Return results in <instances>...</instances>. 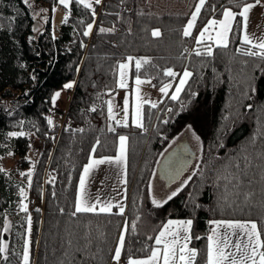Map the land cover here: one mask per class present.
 Returning a JSON list of instances; mask_svg holds the SVG:
<instances>
[{
	"label": "trees",
	"instance_id": "trees-1",
	"mask_svg": "<svg viewBox=\"0 0 264 264\" xmlns=\"http://www.w3.org/2000/svg\"><path fill=\"white\" fill-rule=\"evenodd\" d=\"M31 1L29 7L22 0H0V156L8 153L5 145H12L14 156L25 169L29 166L28 138H8L7 133L23 130L44 140L32 172V186L28 189L31 201L37 199L42 207L32 205L28 211L32 218L30 264H58L62 258L60 240L70 227L77 237L85 231H91L93 239L103 233L105 240L95 264H109L125 220L129 224L137 223V232L126 235V247L136 256L145 255L137 249L146 242V236L154 235L158 225L167 219L193 218L194 234L202 237L208 234V221L213 219L264 221V207L259 205V196L252 208L241 205L219 209L218 192L213 184L214 171L229 157L245 147L253 150L249 145L250 137L257 135V148L264 143L258 135L257 119L264 120V111H261L264 108V74L255 67L259 64L264 68V62L236 52L237 47L245 46L235 35L227 49L212 46V57L196 56L193 51L199 48L204 52L208 43L196 45L195 34L209 19L220 18V5L231 7L227 0H208L190 37H184L182 31L191 9L172 11L177 5H188L190 0H123V3L103 0L101 5L95 6V25L88 37L82 33L92 20L91 12L72 4L68 22L61 25L57 38L52 36L51 10L58 5V0ZM210 5H216L215 14ZM61 9L66 14V10ZM116 13L120 14L119 18ZM81 20L84 25L79 23ZM37 23L41 28L34 31ZM113 26L114 32L101 34L98 31L99 27ZM154 29L161 31V37L151 36ZM128 56L151 61L141 68L140 76L141 79L155 77L151 79L155 88L162 86L161 81H171L172 78L163 76L165 68L181 73L187 67L194 75L178 101L165 98L157 108L144 107L147 131L119 127L110 132L105 98L117 87V63ZM243 61H248L245 73L241 72ZM134 76L132 66L131 78ZM246 76L254 78L257 90L251 100L242 99L240 95ZM70 82H74V87L68 89L66 118L69 125L61 129L54 143L49 142V135H56L57 129L47 124V118L52 112H64L53 106L52 97ZM182 103L186 108L182 109ZM249 103L254 105L253 110L243 107ZM93 107L95 112L91 111ZM169 107L172 113L167 112ZM165 119L168 124L162 123ZM20 120L25 122L23 129L16 126ZM189 124L203 144V151L197 157L202 175L193 176L189 186L163 208H154L148 197V182L153 179L156 165L171 140ZM77 129L83 132L74 131ZM119 135L128 137L124 214L79 215L70 221L68 213L73 209L79 178L92 154L91 149L96 146L92 155L97 159L115 157ZM97 139L99 145H96ZM52 177L55 180L49 183ZM189 193H194L195 203L200 205L195 212ZM19 201L15 182L4 172L0 173V241L5 217H12L8 260L3 264H22L21 248L27 239V223L26 214L18 211ZM60 208L65 209V214L59 212ZM205 244L204 239H194L192 246L203 250ZM1 257L2 254L0 260ZM77 259L79 261V257ZM121 264H125L123 257ZM197 264H203L199 257Z\"/></svg>",
	"mask_w": 264,
	"mask_h": 264
},
{
	"label": "snow or ice",
	"instance_id": "snow-or-ice-1",
	"mask_svg": "<svg viewBox=\"0 0 264 264\" xmlns=\"http://www.w3.org/2000/svg\"><path fill=\"white\" fill-rule=\"evenodd\" d=\"M25 6H31L30 0H22ZM103 0H58V4L63 6L66 10V14L62 23H67L71 15L70 5L76 4L82 6L83 9L91 12L92 20L85 25L83 36L88 37L92 34L95 25L96 10L93 5H101ZM123 3V0H121ZM208 0H199L188 20L186 26L183 28L182 35L184 37L192 36L193 29L196 27L197 19L201 15V10L205 8ZM228 5L231 7L220 5V15L222 19L211 18L207 21L204 27L199 31V35L195 37L196 45H201L205 41H212L217 48L227 49L230 44V35H235L236 32L240 33V44L245 47H237L236 52L244 57L255 58L261 62H264V39L258 42H253L251 36L247 33L249 14L256 6H264L262 0H252V2H246V0H227ZM211 12L215 14L217 12L216 5H210ZM239 9V11H234ZM56 9L53 8V11ZM41 11H44L43 9ZM119 18L120 14L116 13ZM143 15V13H139ZM237 17H240L238 20ZM82 25L85 24L83 20L79 21ZM235 26V30H234ZM218 28L215 36L210 32L211 29ZM36 31V29H33ZM99 33H111L115 31V26L112 28L99 27ZM131 34V28L128 29ZM162 33L159 29L151 31V36L155 38L161 37ZM83 41H81V47H84ZM187 51V49H185ZM196 56L206 55L212 57L214 55L211 44H205V51L201 52L199 48L193 50ZM134 64L135 76V97L136 103L134 112L132 115V123L135 127L147 131L144 125V112L143 107L145 104L150 105L151 108H157L158 104H163L164 100L161 99L158 102H154L150 99H145L141 95V85L145 83H151V79H141L140 71L144 65H150L151 61L148 58H134L128 56L124 58L123 62H118L116 70L118 79L116 85L120 89L128 88V74ZM241 72L245 73L248 65V61L242 62ZM153 67H155L153 65ZM256 68L264 74V68H261L259 64L255 65ZM194 73L185 67L182 73L174 71L172 68L163 69V76L172 78L169 82H163L159 88V92L163 94V97H167L172 101H178L181 92L185 90L186 85L192 79ZM179 76V81L175 86L174 91L169 96V91L172 89V83ZM35 79V76L32 77ZM245 86L240 90L242 99L251 100L256 94V87L254 85V78L246 76L244 81ZM74 82L66 83L63 85L64 89H72ZM155 87V85H153ZM27 95V93H25ZM61 93L58 91L52 97V102L60 97ZM111 95V92L108 93ZM195 95V93H192ZM108 106V118L115 120V114L113 112L112 100L106 101ZM182 109L186 108V105L182 103ZM246 110H253L254 105L249 103L243 105ZM91 111L95 112L93 107ZM264 111V108L261 109ZM167 112L172 113V108H167ZM123 120L116 121L117 125L122 127H128V115H129V101L127 95L123 101ZM259 128L258 135L262 141H264V120H260L258 117ZM24 120H20L17 123V127L23 129ZM162 123L168 124V120H163ZM47 124L53 126V120L47 118ZM69 129H66V131ZM108 130L115 132V129L109 125ZM39 131V129H37ZM74 131L83 132V129H77ZM185 131L190 134L191 139L195 142L198 151H203V144L201 138L196 134L191 124L187 125ZM34 133L19 131H9L7 133L8 138H19ZM53 139H55L53 137ZM167 139V137H164ZM179 139V135L173 138L169 144V147L176 144ZM119 151L115 157H102L95 158L92 154L96 152V146H93L89 156V163L84 165L82 173L79 178L78 194L75 199L73 209L68 213L70 221L71 218H77L79 215L101 213L123 215L125 212L122 204H113L111 201H101L97 196L95 201H90L87 195V180L94 168L99 165L108 163L122 166V171L125 173V179L122 183L127 184L126 179V150L128 137L126 135H119ZM100 141L97 139L96 145H99ZM257 135L254 134L249 138V145L252 147V151L248 150V147L240 149L238 153L233 154L218 170H215L213 184L218 192V204L219 209L224 208H239L243 205L246 208H252L256 204L257 196H259V205L264 207V143L259 148L256 147ZM222 146V145H220ZM31 147V145H29ZM180 150L187 152V145H181ZM8 156L14 155L12 152L6 153ZM0 156V159H3ZM33 164V168H34ZM6 170L0 168V173ZM183 169L176 172L173 176L175 180L182 172ZM203 170L199 165H196L191 174L183 180H180L179 184L171 189L165 191L162 195H157L155 185L150 178L147 188L148 197L151 200V204L154 208L160 209L177 197L184 188L189 186V182L193 176L198 174L202 175ZM20 175L27 177V187L32 186V172L20 173ZM155 173H153V177ZM55 177L49 181L54 182ZM19 194L21 199L20 211L26 214V233L30 236L32 231V218L28 215V204L23 201L27 199L26 191L24 187H20ZM126 198V189H125ZM189 200L192 206V211L195 212L200 207L195 203L194 193H189ZM116 207L118 212L112 213V209ZM36 211H40L37 209ZM59 212L65 214V209L60 208ZM140 217H137V221ZM209 232L206 236L202 237L195 235L193 231L194 219H167L162 221L154 235L146 236V242L143 243L141 248L137 249L138 252L145 253L143 256H136L129 247H126V235L137 232L136 221L129 222L125 220L123 227L120 230L116 246L111 251V264H121L122 257L125 259V264H197L198 257L203 260V264H264V221H257L252 219L247 220H231V219H213L208 221ZM11 228V224L5 219L3 224V231L7 233ZM206 240V244L203 250L192 246L193 240ZM105 240L104 234L100 233L93 239L91 231H85L81 236L77 237V234L68 228L65 236L60 240V247L62 249V258L58 261V264H95L100 259L99 253L101 251V245ZM82 241V242H81ZM150 241L151 243H147ZM9 246L7 243L0 241V254L7 253ZM30 251L31 240L26 239L23 247L22 264H30ZM79 257V261L78 258ZM3 260L7 261L8 256L3 255Z\"/></svg>",
	"mask_w": 264,
	"mask_h": 264
},
{
	"label": "rangeland",
	"instance_id": "rangeland-1",
	"mask_svg": "<svg viewBox=\"0 0 264 264\" xmlns=\"http://www.w3.org/2000/svg\"><path fill=\"white\" fill-rule=\"evenodd\" d=\"M32 1L30 0V3ZM199 0H195L194 2L190 0V2H188V5L180 7V6H175V9H172V11H182V12H187L189 9L190 14H189V18L190 19L192 13L195 10L196 5L198 4ZM94 8L96 5H93ZM188 7V9H187ZM219 19H222V16H220ZM237 19L239 20L240 17H237ZM188 22V21H187ZM204 27V26H203ZM201 27L199 29V31L203 28ZM41 28L40 24H36L35 25V29L39 30ZM234 30H235V26H234ZM194 31V29H193ZM199 31L196 32L195 37H197L199 35ZM216 31H218V28H214L211 29L210 32L213 36H215ZM247 33L251 36V38L253 39V42H258L261 39H264V6H256L255 8L252 9V11L249 14V20H248V28H247ZM235 36H238V40L240 41V33L236 32ZM234 38V35H230V41L232 42V39ZM208 44H211L212 46H216L212 41H205ZM230 42V43H231ZM205 51V49H204ZM124 61V60H123ZM121 61V62H123ZM134 66V64H133ZM182 73V72H181ZM118 75V74H117ZM172 80V79H171ZM179 81V76L176 78V80L172 83V89L169 91V96L172 94V91H174L176 84ZM128 88L127 89H120L118 87H116L115 91L113 93H111V95H107L105 98V109H106V115H107V129L109 128V125H111L115 130L116 128H125L130 130H135V129H140L137 128L133 125L132 123V115L134 112V107H135V103H136V97H135V84H134V78H131V69L129 71L128 74ZM61 95L60 97L55 101V104H53V106L55 108H59L62 109L64 111L65 108L67 107L68 101H69V97H70V93L68 92V89H60L58 90ZM57 91V92H58ZM127 95L128 97V101H129V115H128V127H122L117 125L116 121H122L123 120V101L125 99V96ZM141 95L144 96L145 99H150L154 102H158L161 99H165L167 97H163V94L159 92V88H155L153 87V81L151 80V83H145L143 85H141ZM108 100H112L113 102V112L115 114V120H110L108 118V111H107V104L106 101ZM145 106H150L148 104H145ZM143 107V110H144ZM28 138L29 140V145H31V147H28V154H27V159L29 161V166L25 169L21 168L19 161H17V158L12 155V156H8V155H4L3 159H0V167L5 169L6 171L4 172L5 175H7L13 182H15L16 187L18 189V195L20 197L19 194V189L20 187H24L25 191H26V195H27V199L24 200V203L28 204V211L30 209V207L33 205L35 208H42L40 206V203L37 199H33V200H37L38 204L35 205L33 204V200L31 201L30 197H29V187H27V177L26 176H21L20 173H27L29 171L33 172L34 168H33V164H36L37 158L40 155V152L42 150L43 146H39L38 145V140L39 138L35 137L34 135H29V136H25ZM175 138V137H174ZM180 142H185L187 143V145L189 146V148L193 151V153L196 156V160L195 163L191 166V168L187 169L186 172L182 175V177L175 182L174 184L168 186L167 184L165 185L160 179H158V177L155 175L152 179L153 184L155 185V188L157 190V195H162L165 191H170L171 189L175 188L180 180L186 179L191 172L193 171L194 167L197 165V157L199 155L198 148L195 144V142L191 139L190 134L187 133L185 130L179 134V139L177 140L176 144L172 145L176 146L178 143ZM5 147L8 149V152H12V145H5ZM172 147H169V145L167 146L165 152H167L168 150H170ZM118 151H119V140H118V148H117V154L118 155ZM13 153V152H12ZM89 163V161H88ZM189 170V171H188ZM123 179H125V173L124 171H122V166L116 165V164H102L97 166L96 168H94L87 180V195H88V199L90 201H95L97 196H99L101 201H110L112 200V196L111 191L113 192H119V194L121 195L124 191H125V184L122 183ZM104 192L101 193L99 192ZM99 192V194H98ZM21 197H20V201L18 202V211H20V203H21ZM5 219H7V221L11 224L12 221V217H5ZM5 221V220H4ZM9 232L10 229L7 233H5L4 231L2 232V238L1 241L3 243H8V236H9ZM27 239H29V235L27 234ZM25 244V243H24ZM24 244L22 246V253H23V247ZM3 255H7L6 253L2 254ZM4 260L1 257L0 260V264H3Z\"/></svg>",
	"mask_w": 264,
	"mask_h": 264
},
{
	"label": "water",
	"instance_id": "water-1",
	"mask_svg": "<svg viewBox=\"0 0 264 264\" xmlns=\"http://www.w3.org/2000/svg\"><path fill=\"white\" fill-rule=\"evenodd\" d=\"M187 145V143L181 142L177 144L169 153H167L162 160L159 162L156 168V176L160 179L165 185L168 186L177 182L182 175L186 172L187 168L191 164L194 153L188 147L187 152H182L180 150L181 145ZM183 169L180 172V175L173 180V176L176 175V172Z\"/></svg>",
	"mask_w": 264,
	"mask_h": 264
},
{
	"label": "crops",
	"instance_id": "crops-1",
	"mask_svg": "<svg viewBox=\"0 0 264 264\" xmlns=\"http://www.w3.org/2000/svg\"><path fill=\"white\" fill-rule=\"evenodd\" d=\"M61 7H63V6H61V5H57V6H54L53 8H55L56 10L55 11H53V8H52V10H51V30H52V36H53V38H57L58 37V32H59V30H60V27H61V25H63L64 23H62V21H63V18H64V16H65V13H64V11L61 9ZM68 105V104H67ZM67 109V107L65 108V110ZM79 184V183H78ZM125 189H126V187H125ZM99 191V190H98ZM100 192V191H99ZM99 192H98V194H99ZM87 193H88V191H87ZM101 193V195H102V193H104V192H100ZM77 194H78V188H77ZM111 196H112V200H110L113 204H118V203H120V204H122V206L124 207V209H125V207H126V198H125V191L120 195L119 194V192L117 191V192H113V191H111V194H110ZM126 195H127V193H126ZM113 210H116L117 212H118V209L116 208V207H114L113 209H112V211Z\"/></svg>",
	"mask_w": 264,
	"mask_h": 264
},
{
	"label": "built area",
	"instance_id": "built-area-1",
	"mask_svg": "<svg viewBox=\"0 0 264 264\" xmlns=\"http://www.w3.org/2000/svg\"><path fill=\"white\" fill-rule=\"evenodd\" d=\"M48 118H51L53 120V126L57 129L56 135H49V137H48V141L54 143L56 141L61 129L69 125V121L66 118V111H64L62 113L52 112L49 114ZM53 137L55 139H53ZM43 144H44V140L39 139L38 145L43 146ZM33 204L37 205L38 204L37 200H33ZM109 264H111V262Z\"/></svg>",
	"mask_w": 264,
	"mask_h": 264
},
{
	"label": "flooded vegetation",
	"instance_id": "flooded-vegetation-1",
	"mask_svg": "<svg viewBox=\"0 0 264 264\" xmlns=\"http://www.w3.org/2000/svg\"><path fill=\"white\" fill-rule=\"evenodd\" d=\"M181 143V142H180ZM185 143V142H184ZM179 144V143H178ZM175 146H173L170 150H168L167 152H164L163 153V155L160 157V159H159V161H158V163H157V165H156V168H157V166H158V164H159V162L162 160V158L167 154V153H169L173 148H174ZM195 154H194V157H193V160H192V162H191V164L189 165V167L192 165V163L194 162V160H195ZM189 167L187 168V169H189ZM155 175H156V169H155Z\"/></svg>",
	"mask_w": 264,
	"mask_h": 264
}]
</instances>
